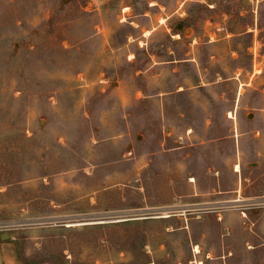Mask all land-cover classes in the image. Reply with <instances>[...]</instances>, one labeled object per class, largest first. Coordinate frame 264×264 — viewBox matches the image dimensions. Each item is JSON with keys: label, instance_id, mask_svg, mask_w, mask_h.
<instances>
[{"label": "rangeland", "instance_id": "obj_1", "mask_svg": "<svg viewBox=\"0 0 264 264\" xmlns=\"http://www.w3.org/2000/svg\"><path fill=\"white\" fill-rule=\"evenodd\" d=\"M220 236L264 262V0H0V264H229Z\"/></svg>", "mask_w": 264, "mask_h": 264}, {"label": "crops", "instance_id": "obj_2", "mask_svg": "<svg viewBox=\"0 0 264 264\" xmlns=\"http://www.w3.org/2000/svg\"><path fill=\"white\" fill-rule=\"evenodd\" d=\"M191 179H193V175H190L189 176ZM195 180V179H194ZM188 189L187 190H184L183 192H180V194H187V195H196V196H203V195H211L213 200H218V202L220 203V200H221V196L223 195V193H226L229 191L228 188H215L214 185L210 186L209 189H201L197 186V184L193 185L191 184V181L188 180ZM219 203H217L219 205ZM215 202L213 203V205L215 206ZM172 213H169L167 214V216L165 217H169V215H171ZM204 215H207V216H210L212 217V220L214 222H220L222 219L224 221H226L227 223H229V225L232 227L231 229L232 230H237L239 228V224H240V220L242 218L241 215L237 214L235 215V212L232 213V212H221V211H217L216 213H206ZM253 237H257V236H252ZM227 238V236H226ZM251 238V239H252ZM243 239V238H242ZM262 239L264 240V237H262ZM247 240V239H245ZM218 245L217 246H211V247H207L204 249V256L207 257V258H210L211 256H214L215 258V261L217 263H219L220 261H228L229 264H253V262H249V263H241L240 261H235L233 258H232V251L229 250V248H226V250L228 251H225L223 249V246L221 244L222 242V236H220V238H218ZM198 243L195 242V251L193 252V257H196L198 256V259H196V262L197 264H201V259L200 256L202 255L201 252H200V249H199V245H197ZM248 245H251L252 247H258L257 244L254 243L253 245V242L252 244H248ZM250 247V248H252ZM217 251V252H215ZM189 262L190 261H193L191 259L188 260ZM203 263V262H202ZM256 264H264V262H260V263H256Z\"/></svg>", "mask_w": 264, "mask_h": 264}, {"label": "bare ground", "instance_id": "obj_3", "mask_svg": "<svg viewBox=\"0 0 264 264\" xmlns=\"http://www.w3.org/2000/svg\"><path fill=\"white\" fill-rule=\"evenodd\" d=\"M238 167H239L238 164H236V169H238ZM164 214H166V213H164ZM195 247H196V246H195Z\"/></svg>", "mask_w": 264, "mask_h": 264}, {"label": "water", "instance_id": "obj_4", "mask_svg": "<svg viewBox=\"0 0 264 264\" xmlns=\"http://www.w3.org/2000/svg\"><path fill=\"white\" fill-rule=\"evenodd\" d=\"M178 26H181V24L179 23Z\"/></svg>", "mask_w": 264, "mask_h": 264}]
</instances>
